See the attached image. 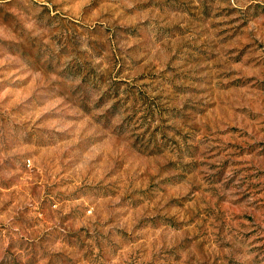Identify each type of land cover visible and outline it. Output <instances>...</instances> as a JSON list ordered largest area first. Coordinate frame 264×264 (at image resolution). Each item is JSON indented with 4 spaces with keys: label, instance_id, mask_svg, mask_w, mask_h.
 Here are the masks:
<instances>
[{
    "label": "rangeland",
    "instance_id": "374dc122",
    "mask_svg": "<svg viewBox=\"0 0 264 264\" xmlns=\"http://www.w3.org/2000/svg\"><path fill=\"white\" fill-rule=\"evenodd\" d=\"M0 264H264V0H0Z\"/></svg>",
    "mask_w": 264,
    "mask_h": 264
}]
</instances>
